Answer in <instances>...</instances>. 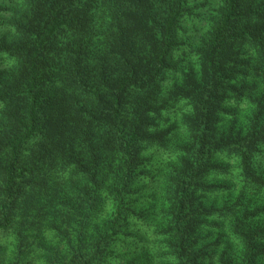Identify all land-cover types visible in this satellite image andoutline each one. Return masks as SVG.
Here are the masks:
<instances>
[{"label":"trees","instance_id":"16d2710c","mask_svg":"<svg viewBox=\"0 0 264 264\" xmlns=\"http://www.w3.org/2000/svg\"><path fill=\"white\" fill-rule=\"evenodd\" d=\"M197 1L189 21L190 0H0V233L57 190L65 152L82 182L64 203L80 222L66 264H116L110 243L139 242L136 219L150 228L151 207L130 191L158 146L150 178L167 190L166 223L142 235L152 264H264V0H219L211 20L215 0ZM177 93L184 104L166 118ZM230 110L251 112L242 132L226 131ZM180 121L172 144L158 129ZM104 198L108 226L85 249Z\"/></svg>","mask_w":264,"mask_h":264},{"label":"rangeland","instance_id":"374dc122","mask_svg":"<svg viewBox=\"0 0 264 264\" xmlns=\"http://www.w3.org/2000/svg\"><path fill=\"white\" fill-rule=\"evenodd\" d=\"M187 5L191 12L189 17L191 20L189 21H194L196 19L195 15L198 13L197 7H200L201 4L197 0H190ZM218 8H220L219 0H215L212 6L208 8V10L204 11V16H206L208 19L214 18L216 15V9ZM202 37L203 36H197L196 40L201 39ZM186 53H188L190 56H193L194 53H196L195 46H189L186 49ZM187 59L188 58H186V60ZM190 60L192 61V59ZM191 65L192 64L189 66ZM165 82H167V80ZM197 82L199 81H196L193 85H196ZM172 89L175 88L173 87ZM178 93H180V91H178ZM178 93L176 94L175 100H170V98H167L172 104L171 106L168 105L167 107L169 108L162 112L166 118L172 113V111H174V106L175 108H179L181 104H184V101H179V97L183 96V94ZM173 104L174 106H172ZM230 111L231 118L234 120V127L232 128V125L227 124L226 131L228 133L242 132L247 127L251 112L249 110ZM219 117H221V115ZM183 123V121L178 122L175 126H172L169 131L162 127L158 130H165L168 141H172V144L177 141H180L179 143H181L184 140V137L182 136L184 127ZM229 128H231L230 131H228ZM173 130L176 131L177 134L173 133ZM155 133L158 132H152L151 137L154 136ZM159 133L161 134L160 131ZM157 141L158 140H155L154 142L156 143ZM80 149H83L81 144L78 146L77 150ZM65 155V152H63V154L57 152L54 156V159L57 161V163H55L54 169L59 173H64L65 175V180H62L60 183H56L57 190L55 191V188H53L48 194H46L43 204L41 205L42 207L31 208L29 217L27 220H25V222H14L8 233H0V264H5L3 260L4 252L6 254L7 264H14L17 261L16 256H23L22 258L24 260H29V262H26V264H66L71 250V242L68 241L67 236H69L71 239L74 238V227H79L80 222L75 224V221L72 218V212L67 213L65 217L62 216L66 213L67 209L64 206V203L74 202L76 193L78 192L79 186L82 185V182L74 181L72 176L74 169H72L71 165L68 169L63 168L66 166L64 159L67 161L70 159L69 155ZM143 155L145 156L148 166H150L146 172L148 178L146 181L136 180L132 185L130 194L135 199H140L141 201L145 199L148 202L147 205L151 207V214L148 216L149 224L151 225L147 233L143 231V228L145 227L144 218L136 220H138V227L141 229L142 235H147V238L153 241L157 231L154 228V225L157 224L159 229H165L164 224L166 221L164 216L166 213V205L164 203V198H166L167 190H165L161 184L154 188L153 186L157 184V180H151L150 176L159 173V170L152 171V167L157 165L166 154L163 152V148L153 146L145 150ZM46 166H48V164ZM222 182L225 183V181ZM52 183H54V181ZM47 205L49 208H47ZM112 209L113 205L111 206L109 199L104 198L99 209L97 210L96 217H94L96 224L93 228L90 226L89 233L86 234L84 244L85 249L89 250L91 246V230H93V232H99L106 229ZM71 224L74 225L71 227ZM66 229H68L69 233H66ZM142 235L139 234L137 237L140 239L139 242L136 244H131L130 246L121 245L122 237L118 238V241H112L110 243L112 250L117 255L116 264H152L151 260L153 258L150 250L148 249V243L146 242L143 244L142 240L144 239L147 241V239ZM129 239H131L132 242L134 241V238L132 237Z\"/></svg>","mask_w":264,"mask_h":264}]
</instances>
